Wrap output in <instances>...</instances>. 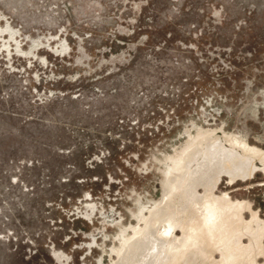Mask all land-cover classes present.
<instances>
[{
    "label": "rangeland",
    "instance_id": "rangeland-1",
    "mask_svg": "<svg viewBox=\"0 0 264 264\" xmlns=\"http://www.w3.org/2000/svg\"><path fill=\"white\" fill-rule=\"evenodd\" d=\"M202 136L256 152L211 195L264 264V0H0V264H114Z\"/></svg>",
    "mask_w": 264,
    "mask_h": 264
},
{
    "label": "bare ground",
    "instance_id": "bare-ground-1",
    "mask_svg": "<svg viewBox=\"0 0 264 264\" xmlns=\"http://www.w3.org/2000/svg\"><path fill=\"white\" fill-rule=\"evenodd\" d=\"M215 139L206 141L202 136L197 141H192L190 146L170 163L165 174L167 180L163 184L167 193H164L156 210L149 212L150 217L144 219V227L123 241L116 254L117 262L114 264H243L241 260L247 257L253 260L259 255V250L252 245L260 243L262 236L259 239L253 237L256 232L251 233L253 243L243 246L241 233L238 234L237 229L239 225L233 227V224L239 221L235 212L241 203L234 204L225 196L214 198L211 195L214 183L223 174L229 178V183L238 178L241 180L251 177L257 168L249 159L256 152L239 148L228 139H225V142L230 148L226 149L222 142ZM235 149H240L244 155L238 156ZM198 186L209 188L205 190L202 200L196 194ZM172 194L177 196L180 206L193 210L195 219L191 224L182 225L174 220L175 213L173 214L170 206L173 203ZM153 223L164 228L162 238L154 235L156 226L153 227ZM176 228H180V238L173 234ZM248 230L245 231L246 234L252 232ZM206 238H212L213 243H208ZM214 251L219 253L220 262L212 259Z\"/></svg>",
    "mask_w": 264,
    "mask_h": 264
}]
</instances>
